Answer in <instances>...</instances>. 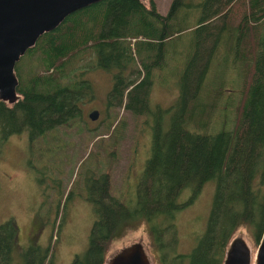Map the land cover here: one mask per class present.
Segmentation results:
<instances>
[{
	"label": "trees",
	"instance_id": "1",
	"mask_svg": "<svg viewBox=\"0 0 264 264\" xmlns=\"http://www.w3.org/2000/svg\"><path fill=\"white\" fill-rule=\"evenodd\" d=\"M236 1L200 0L193 10L190 0H171L162 13L154 0L149 4L100 0L67 15L27 49L32 67L22 81L16 64L21 98L13 105L0 100V145L14 133L24 132L34 140L81 115V104L93 94L92 83L83 77L84 65H78L83 53L91 52L95 58L86 70L97 67L112 74L107 105L122 102L126 95V108L150 117L149 156L133 198L123 201L110 193L108 172L85 184L95 219L87 248L71 264H102L109 240L141 222L148 225L160 264H222L227 243L241 226L260 238L264 229V0H242L245 7L240 14L234 12ZM195 10V18L189 17ZM188 18L193 22L190 26L184 21ZM187 28L197 32L198 40L179 80L178 97L168 106H151L152 69L162 68L165 62L167 38ZM210 35L213 39L207 43ZM246 37L254 38L258 46L253 59L244 58L249 47ZM131 38H135L133 45ZM229 39L233 40L229 58L245 70L232 123H222L231 129L190 131L191 123L201 128L207 123L204 108L196 109L198 96L207 85L209 62ZM231 95L230 91L225 96ZM233 99L224 102L230 105ZM197 112L201 122L195 121ZM211 179L215 191L206 230L190 252H177L173 248L176 211L191 203ZM185 190L190 194L182 200ZM16 231L11 220L0 223V264H44L47 250L35 247L32 255L26 254L27 248L18 260Z\"/></svg>",
	"mask_w": 264,
	"mask_h": 264
},
{
	"label": "rangeland",
	"instance_id": "2",
	"mask_svg": "<svg viewBox=\"0 0 264 264\" xmlns=\"http://www.w3.org/2000/svg\"><path fill=\"white\" fill-rule=\"evenodd\" d=\"M154 1L160 12L168 11L171 0ZM190 1L195 4L192 7L194 10L200 0ZM143 2L149 4V0ZM241 2L237 0L233 4L234 12L240 14L244 9ZM197 12L195 10L189 17L195 18ZM184 21L188 26L193 23L191 18ZM251 38H245L249 47L246 46L244 58L253 59V53L256 54L258 46L256 40ZM212 39L210 35L207 43ZM134 40L131 38V45ZM197 40V32L190 28L167 38L166 56L162 58L165 62L162 68L152 69L153 81L149 91L151 106L157 103L168 106L177 99L179 80ZM232 43L231 39L221 43L219 54L209 62L205 76L206 92L198 96L200 107L196 108L200 111L204 108L203 115L207 123L202 128L198 123H191L188 125L190 131H194V128L215 133L220 129H231L222 123H232L234 106L237 107L242 95V75L245 72L242 65L236 66L237 61L229 58L230 51H233ZM230 45L232 49H229ZM81 56L78 65H84L83 77L92 83L93 89L92 97L88 96L81 104V115L72 124L57 126L34 140H29L24 132L14 133L0 145V223L11 220L17 227L18 240L14 251L16 248L18 260L21 253L30 246L33 237L31 246L40 251L47 250L50 256L47 264H71L76 254L81 255L87 248L95 219L93 204L85 197V184L92 177L108 172L110 193L123 201L131 199L145 159L149 156L146 147L150 145L151 139L150 117L147 114H134L126 108V95L122 102L107 105L112 74L97 67L86 70V66L95 63L94 55L90 52ZM28 59L25 52L16 62L17 68L22 70L21 81L32 67V61ZM135 60V66H140L137 54ZM214 89L224 91L215 93ZM228 89L231 96H225L230 92ZM226 98L234 99L230 105H226ZM229 107H232L231 110L226 112ZM93 109L98 110L96 119L88 116ZM195 121H202L200 113ZM163 125L166 126V122ZM214 191L215 181L207 180L196 198L176 211L175 251L190 252L199 236L205 232ZM189 194L190 191L185 190L181 199L185 200ZM39 222L43 225L40 240L36 237ZM147 227L146 223L141 222L116 234L106 246L104 259L116 248L141 236L153 262L160 264V254ZM236 233L246 236L254 257L259 239L253 238L245 226L238 228ZM169 235L171 232L168 238ZM36 240H39V246Z\"/></svg>",
	"mask_w": 264,
	"mask_h": 264
},
{
	"label": "water",
	"instance_id": "3",
	"mask_svg": "<svg viewBox=\"0 0 264 264\" xmlns=\"http://www.w3.org/2000/svg\"><path fill=\"white\" fill-rule=\"evenodd\" d=\"M100 0H0V100L13 105L21 98L16 62L37 39L56 28L67 15ZM145 1V0H140ZM96 119L98 110L88 113ZM252 249L243 233L227 243L222 264H252ZM102 264H155L143 238L113 250ZM253 264H264V229Z\"/></svg>",
	"mask_w": 264,
	"mask_h": 264
},
{
	"label": "flooded vegetation",
	"instance_id": "4",
	"mask_svg": "<svg viewBox=\"0 0 264 264\" xmlns=\"http://www.w3.org/2000/svg\"><path fill=\"white\" fill-rule=\"evenodd\" d=\"M148 149H150V145H148L147 147H146V150H148ZM41 224V223H40ZM32 229H33V227H32ZM42 231V232H41ZM37 234H36V237H38V239L40 240V238H41V236H42V234H43V225L41 224V225H38L37 226ZM18 239H17V231H16V241H17ZM31 240H32V242L31 243H33V237H31ZM39 240H36L35 241V243H36V245H38V242H39ZM31 243H30V246H28L27 248H28V250H27V248L24 250V251H26V254H29V255H32L33 254V249H32V247L33 246H31ZM39 246V245H38ZM31 249H32V251H31ZM40 251V250H39ZM49 255L47 254L46 255V258H45V261H44V264H47V261H48V259H49Z\"/></svg>",
	"mask_w": 264,
	"mask_h": 264
}]
</instances>
